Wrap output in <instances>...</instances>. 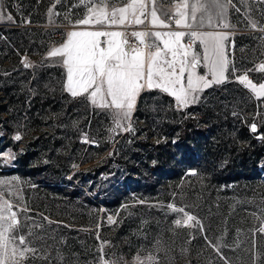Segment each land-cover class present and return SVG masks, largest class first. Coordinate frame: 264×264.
<instances>
[{"label": "rangeland", "instance_id": "1", "mask_svg": "<svg viewBox=\"0 0 264 264\" xmlns=\"http://www.w3.org/2000/svg\"><path fill=\"white\" fill-rule=\"evenodd\" d=\"M106 3L110 18L130 0ZM259 3L256 26L241 35L232 67L227 55L219 83L187 105L149 90L118 128L87 93L71 94L62 57L48 53L73 31L150 28L76 24L88 7L93 19L101 12L91 0H0V195L19 220L8 235L36 249L23 257L10 249L5 264H101V249L115 264H264V94L238 79L264 83ZM156 6L182 9L177 0ZM252 136L258 157L234 179L227 161L206 157L224 146L236 153ZM164 168L174 177L159 175Z\"/></svg>", "mask_w": 264, "mask_h": 264}, {"label": "snow or ice", "instance_id": "2", "mask_svg": "<svg viewBox=\"0 0 264 264\" xmlns=\"http://www.w3.org/2000/svg\"><path fill=\"white\" fill-rule=\"evenodd\" d=\"M91 3L93 6L101 5V12L93 19L90 14L94 9L88 7L89 14L76 21V24H102L107 27L124 25L126 22L144 24L147 20L153 27L169 28L174 22L177 27L190 29L188 33L133 32L132 35L136 36L139 44L144 47L129 44L127 50L123 47V44H127L126 37L122 43L116 40L123 35L121 32L103 29L73 31L69 33V39L65 44L48 53L49 57H62V62L67 67L68 90L71 94L76 96L87 93L92 104L109 109L116 127H121L122 121L130 119L136 98L142 90L159 89L174 97L178 104L187 105L194 102L196 98L194 94L214 82L219 83L223 78L228 63L224 43L227 35L216 31H201V29L205 26L229 27L225 21L227 8L232 0H204L203 3L195 0L190 6V14L188 11L179 10L175 13L165 12L156 6L157 0H130V3H126L123 7H113L110 18L108 13L103 11V7L107 6L106 0H91ZM177 6L188 7L179 0ZM252 24L256 26L255 21H252ZM185 35L189 37L186 44L181 43ZM101 37L106 39L101 42L99 39ZM145 37L149 39L146 41ZM196 39H199L204 46L202 55L191 47ZM157 40L162 41L163 48L156 43ZM201 63L208 72L198 76L195 70ZM28 66L25 64V67ZM260 70L264 71V64L260 66ZM185 73H187L186 82ZM209 75L212 77L211 80L208 79ZM238 79L242 84L245 82L250 84L257 97L264 94V83H260L257 89L246 75ZM251 130L256 131L255 124L251 125ZM15 139L18 141L21 136L18 134ZM0 200H3L2 195ZM177 210L184 211L183 208ZM185 216L188 220L195 219L187 213ZM175 223L179 226L181 220L177 219ZM17 224H19L17 214L11 211V204L3 200V207L0 208V264H5L10 249L12 253H18L21 257L28 251H36L30 247V241H26L24 235H8L10 230L16 231ZM101 253V264H115L113 261H105L102 249ZM139 259L138 257L137 260Z\"/></svg>", "mask_w": 264, "mask_h": 264}, {"label": "crops", "instance_id": "3", "mask_svg": "<svg viewBox=\"0 0 264 264\" xmlns=\"http://www.w3.org/2000/svg\"><path fill=\"white\" fill-rule=\"evenodd\" d=\"M259 1L261 0H245L243 1L242 3L238 0H236V6H232V10H235V13L232 11L233 15H235V17L233 18H229V7L227 8V12H226V23L229 25V27H225V31L221 32V31H217L216 28H210V27H207L205 26L203 29H201V31H216V32H220V33H224L227 35V38L225 39L224 43H225V50H226V55H227V47L230 43H232L235 47H237V43L239 42V40L241 39V35L242 34H245V33H252L253 30H250V29H254L253 25H252V21H254L255 18L258 17V15H260V8H262L261 4L259 3ZM194 3V2H190L188 1L187 2V5L188 7L183 9L184 7H180L182 9H176V10H173L171 11L172 13H175L176 11H188L189 14L191 12V4ZM247 6V7H244V6ZM166 8H172L170 5H167ZM178 8V7H177ZM239 8L240 10L237 11L236 9ZM167 12V11H165ZM200 13L198 12L197 13V16L199 17ZM246 24L247 27H249V30L248 28H243V27H240L241 24ZM146 26H148L150 29L149 33L151 32H155V31H160L162 33L164 32H170V31H180V32H185V33H188L190 31V29L188 28H181V27H177L175 25V23L173 22L171 27L169 28H158V27H153L152 25H150L148 23L147 20H145V23H144ZM123 29H120L117 30L118 32H121L123 35L119 36L116 38L117 42H123L124 41V38L126 37V32L124 31H121ZM115 31V30H113ZM127 31V30H126ZM129 31H136V32H144L142 30V27H139L138 30H136L135 28H130ZM255 32V30H254ZM146 41L149 39V37H145L144 38ZM151 39H155V37H151ZM165 39H167V37H165ZM188 39L189 37L187 35H185L183 38H182V41L181 43H184L186 44L188 42ZM157 44L160 45L161 48H163V43L162 41L160 40H157L156 41ZM123 47L125 48V50H127V45L126 44H123ZM192 49L195 51V52H199L201 55L203 54L204 52V46L200 43V40L199 39H196L195 42L191 45ZM191 55V54H190ZM227 67H228V63H227ZM227 70V69H226ZM208 72V69L203 65V63H201L199 66H197L195 72ZM94 87V85H93ZM211 87L208 86L206 88H203L202 90H200L198 93L194 94L195 96H198L200 97L201 95H203V93L209 89ZM150 90H153V91H159V92H162L160 91L159 89H150ZM91 91V88L89 89V92ZM147 91L149 90H142L139 95L137 96V99L139 96L143 95L144 93H146ZM164 93V92H162ZM166 95H169L167 93H164ZM171 96V95H170Z\"/></svg>", "mask_w": 264, "mask_h": 264}, {"label": "trees", "instance_id": "4", "mask_svg": "<svg viewBox=\"0 0 264 264\" xmlns=\"http://www.w3.org/2000/svg\"><path fill=\"white\" fill-rule=\"evenodd\" d=\"M248 140L250 142L249 146L242 150L236 151V153L234 152L235 150L232 149L231 147L224 146L225 148L222 147L223 150H217L214 153H211L210 151H208V153L209 152L210 153L206 157L209 160L211 159L212 161H215V162L227 161L226 166L223 168L224 174L227 176L228 179H231V178L234 179V177L239 176V170H241L245 166L247 168L248 166H250L249 164H253L256 158L258 157L256 150L253 149V147L257 145V141L255 140V138H253V136L248 137ZM224 157L226 159H224ZM200 158L202 159V157H199L198 159ZM158 174L163 177L167 176L170 178L174 177L175 175L173 171H170V172L165 171V168L162 171H160L159 169Z\"/></svg>", "mask_w": 264, "mask_h": 264}, {"label": "built area", "instance_id": "5", "mask_svg": "<svg viewBox=\"0 0 264 264\" xmlns=\"http://www.w3.org/2000/svg\"><path fill=\"white\" fill-rule=\"evenodd\" d=\"M216 30L218 31H223V27H219V28H216ZM127 38V46L130 44V45H133V46H138V47H143L142 45L139 44V40L136 38V36H133V35H128L126 36ZM101 42H103L106 38L105 37H101L99 38ZM125 39V38H124ZM235 46L230 43L227 47V55L229 57V62H230V66L232 67L233 64L237 61V57L235 56Z\"/></svg>", "mask_w": 264, "mask_h": 264}]
</instances>
